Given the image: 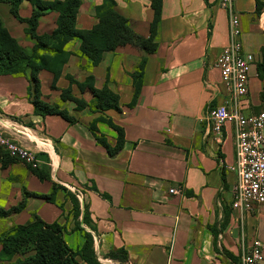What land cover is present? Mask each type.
I'll use <instances>...</instances> for the list:
<instances>
[{
  "label": "crops",
  "instance_id": "1",
  "mask_svg": "<svg viewBox=\"0 0 264 264\" xmlns=\"http://www.w3.org/2000/svg\"><path fill=\"white\" fill-rule=\"evenodd\" d=\"M81 1L76 28L90 30L99 21L97 7L104 0ZM114 1L132 31L148 39L155 15L152 0ZM235 8L244 27L245 50L255 57L249 94L240 106L246 114L258 113L264 108V79L258 72L264 7L258 15L256 0H236ZM33 10L30 1L21 2L23 18L31 17ZM0 16L9 33L31 53L36 40L26 31L28 24L11 13L7 2H0ZM58 17L57 10L45 11L36 33L54 32ZM228 40V13L219 0H162L151 53L120 45L105 51L101 62L91 67L79 56L81 40L71 39L64 47L68 59L56 86L68 87V76L82 82L92 75L96 88L107 86L120 98V111L72 108L74 123L59 114L36 113L29 75L0 74V128L37 152L42 161L37 168L43 172L39 175L21 160H0V208L21 205L0 218V233L38 216L63 225L74 250L83 245L84 232H90L101 263L102 257L111 261L110 250L125 248L129 255L125 264H239L241 253L254 239L264 242V204L250 211L232 209L236 174L229 166L236 158L235 124L228 123L217 134L207 118L210 108L229 98L216 67ZM142 58L146 59L142 86L135 98L133 73ZM39 79L42 99L49 103L54 74L41 69ZM72 89L79 98H93L76 85ZM98 116H108L124 129L125 143L116 155L89 127ZM98 125L114 146L116 131ZM173 187L178 193L169 191ZM68 192L78 199L77 219ZM76 259L83 262L79 256Z\"/></svg>",
  "mask_w": 264,
  "mask_h": 264
},
{
  "label": "trees",
  "instance_id": "2",
  "mask_svg": "<svg viewBox=\"0 0 264 264\" xmlns=\"http://www.w3.org/2000/svg\"><path fill=\"white\" fill-rule=\"evenodd\" d=\"M23 0H0L10 4L11 13L21 22L28 24L26 31L36 40V45L31 53L27 52L6 29L0 16V74H15L30 76L33 86L30 90V97L35 106L36 113L40 115L59 114L71 123L76 118L60 110L57 106L49 105L42 100L41 82L39 72L46 69L54 74L53 87L62 74V68L68 59V53L64 49L65 45L74 38L81 40L79 56L88 59L91 67L98 65L105 51H113L120 45L131 44L147 53H151L156 48L154 37L157 26L161 18L162 0H152L154 10V20L151 24V34L148 39L143 38L132 31L128 25L126 17L116 10L114 0H104L103 4L97 7L98 23L90 30H78L76 28V17L81 6V0H28L34 6L33 13L29 18H23L19 13L20 4ZM264 7V2L256 0V13L259 15ZM53 9L59 12L57 28L51 34L38 35L36 29L40 17L45 11ZM146 59L142 58L138 68L133 73L135 84V98L142 86V73ZM258 72L264 79V47L262 48V61L258 64ZM70 85L63 94L73 99L78 108L82 110L89 108L94 113L104 112L110 109L120 111V98L118 94L109 87H95V79L92 75L86 77L82 82L68 76ZM76 85L80 92L89 91L93 98L90 101L74 95L72 86ZM65 96V95H64ZM261 99L264 103V89L261 92ZM105 122L116 131L117 141L111 146L105 135L98 134L96 129L98 122ZM90 129L96 135L97 140L103 144L111 155H116L123 148L125 143L124 129L113 122L108 116H98L90 125ZM8 154L0 151V160L10 159ZM13 159V158H11ZM34 171L41 175L43 172L38 168ZM67 190V189H66ZM57 188L54 187V194ZM74 204V216L77 219L80 214L78 199L68 192ZM21 209L20 206L5 210L0 208V218L10 215L12 211ZM225 221L228 219L226 213ZM84 221L87 222V215L84 214ZM79 227V223H76ZM65 227L59 222L47 223L40 217L24 225H14L7 232L0 234V260H13L9 264H102L94 248L93 235L85 231V241L83 245L74 250L65 237ZM228 257L236 261V258L225 252ZM77 256L82 259V263L77 261ZM107 257L113 261L125 264L128 261V252L125 248L113 249L107 253Z\"/></svg>",
  "mask_w": 264,
  "mask_h": 264
},
{
  "label": "built area",
  "instance_id": "3",
  "mask_svg": "<svg viewBox=\"0 0 264 264\" xmlns=\"http://www.w3.org/2000/svg\"><path fill=\"white\" fill-rule=\"evenodd\" d=\"M235 1L219 0L220 6L228 13L229 40L217 58L216 67L229 98L210 108L207 118L212 130L217 134H221L228 123L235 124L236 158L229 166L236 174L232 209L243 212L264 204V111L246 114L240 106L249 94L250 71L255 63V57L245 50L240 15L236 11ZM0 151L33 168L42 163L35 150L15 137L6 135L1 128ZM169 191L178 193L174 187ZM263 259L264 242L256 238L241 253L239 264H263Z\"/></svg>",
  "mask_w": 264,
  "mask_h": 264
},
{
  "label": "rangeland",
  "instance_id": "4",
  "mask_svg": "<svg viewBox=\"0 0 264 264\" xmlns=\"http://www.w3.org/2000/svg\"><path fill=\"white\" fill-rule=\"evenodd\" d=\"M27 24V23H26ZM242 29H244V27L242 26ZM26 76V75H24ZM74 78V77H73ZM75 79V78H74ZM76 80V79H75ZM52 85V84H51ZM66 88L68 87H63V88H60V87H53L52 86V89L49 93V95L47 96L50 101H49V105H55L57 106L60 110H63L64 112L68 113L69 115H72L73 116V109L76 110L78 108L77 106V103L73 100V99H70L69 97H66V94H63L64 90H66ZM65 95V96H64ZM44 98V96H43ZM44 100V99H42ZM264 105V103H263ZM78 111V110H76ZM263 111H264V108H263ZM97 118V117H96ZM101 123L105 124V125H108L107 123L105 122H102L100 121ZM98 124V123H97ZM110 127V126H109ZM97 131H98V134L100 135H104V133L102 132V130L99 128V125L96 127ZM2 234V233H0ZM71 240V238H69ZM72 241V240H71ZM97 257H98V253H96ZM103 263L102 264H115V262L113 260L111 261H108L109 259H105V258H101ZM100 261V260H99ZM101 262V261H100Z\"/></svg>",
  "mask_w": 264,
  "mask_h": 264
}]
</instances>
